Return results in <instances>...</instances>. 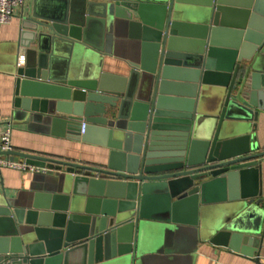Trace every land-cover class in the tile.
<instances>
[{
    "label": "water",
    "instance_id": "95a60500",
    "mask_svg": "<svg viewBox=\"0 0 264 264\" xmlns=\"http://www.w3.org/2000/svg\"><path fill=\"white\" fill-rule=\"evenodd\" d=\"M63 1L23 17L14 113L106 153L87 164L0 152L42 169L29 192L0 196V264H136L168 251L149 235L153 221L250 254L264 213L252 136L264 110V0ZM120 31L123 77L102 71Z\"/></svg>",
    "mask_w": 264,
    "mask_h": 264
},
{
    "label": "crops",
    "instance_id": "0c3cea01",
    "mask_svg": "<svg viewBox=\"0 0 264 264\" xmlns=\"http://www.w3.org/2000/svg\"><path fill=\"white\" fill-rule=\"evenodd\" d=\"M147 1V0H145ZM149 1V0H148ZM63 0H26L14 9L13 17L7 24L0 26V132L10 130L12 148L19 151L39 153L51 157L72 160L80 163L99 164L104 161L106 150L95 144L83 143L51 134L42 121L19 120L13 105L11 72L16 65L18 54L23 53L18 46L19 32L23 17L36 13L48 15L63 9ZM100 29H98L99 32ZM122 31H120L121 34ZM113 45L111 56H104L102 71L110 75L123 77L128 70V42L126 33L118 37ZM71 58L65 53L60 55L58 64L63 68L71 65ZM84 59L76 61L79 68L86 66ZM87 68V67H86ZM260 88L264 91V71L259 76ZM253 140L258 143V150L264 151V110H259L253 118ZM21 160V159H19ZM260 207L264 210V156L259 158ZM37 171H21L14 168H0V196L14 198L20 193L31 190L34 174ZM258 231L248 234L252 242L244 245L250 254L241 253L228 248H221L196 238L193 226L172 225L166 221H153L149 235L155 237L154 244H160L167 252L149 254L136 264H264V213L255 224ZM245 235V234H244ZM155 245V246H156ZM148 248H150L148 246ZM109 264V262L98 263Z\"/></svg>",
    "mask_w": 264,
    "mask_h": 264
},
{
    "label": "built area",
    "instance_id": "2783aa9c",
    "mask_svg": "<svg viewBox=\"0 0 264 264\" xmlns=\"http://www.w3.org/2000/svg\"><path fill=\"white\" fill-rule=\"evenodd\" d=\"M26 0H0V26L7 24L13 17L14 9L24 4ZM24 59L23 53H19L16 65L22 64ZM80 132H83V124ZM13 149L11 145L10 130L0 132V152L9 151ZM8 167L21 171H37L39 168L25 163L23 160H12L8 155L0 154V168Z\"/></svg>",
    "mask_w": 264,
    "mask_h": 264
}]
</instances>
